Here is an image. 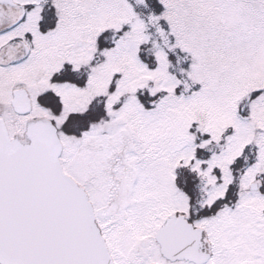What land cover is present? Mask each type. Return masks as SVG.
Returning <instances> with one entry per match:
<instances>
[{
	"label": "snow or ice",
	"instance_id": "1",
	"mask_svg": "<svg viewBox=\"0 0 264 264\" xmlns=\"http://www.w3.org/2000/svg\"><path fill=\"white\" fill-rule=\"evenodd\" d=\"M0 264H264V0H0Z\"/></svg>",
	"mask_w": 264,
	"mask_h": 264
}]
</instances>
